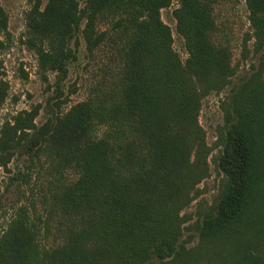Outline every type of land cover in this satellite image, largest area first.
Returning a JSON list of instances; mask_svg holds the SVG:
<instances>
[{
    "label": "trees",
    "instance_id": "trees-1",
    "mask_svg": "<svg viewBox=\"0 0 264 264\" xmlns=\"http://www.w3.org/2000/svg\"><path fill=\"white\" fill-rule=\"evenodd\" d=\"M244 1L242 54L254 61L237 83L232 49L216 39V0L35 1L25 44L51 94L1 126L0 167L27 160L18 178L42 179L60 242L46 246L34 204L19 206L0 235V264H264V0ZM170 9L184 61L162 19ZM8 24L0 4V109ZM82 44L87 55L109 46L117 66L63 109ZM229 87L209 145L203 101ZM210 162L221 189L191 223L183 212L201 195Z\"/></svg>",
    "mask_w": 264,
    "mask_h": 264
},
{
    "label": "rangeland",
    "instance_id": "rangeland-1",
    "mask_svg": "<svg viewBox=\"0 0 264 264\" xmlns=\"http://www.w3.org/2000/svg\"><path fill=\"white\" fill-rule=\"evenodd\" d=\"M35 1L0 0V4L9 19V48L1 55L4 62V79L8 82L9 91L8 97L0 109V128L5 121L17 113L30 110L37 105H44L51 94L37 71V61L34 54L28 51L25 44V16ZM43 2L45 3V0ZM171 11L172 9L163 11L162 19L171 28L174 38L173 48L184 61L187 55L182 39L175 33V22L171 16ZM214 17L217 24L216 39L230 45L233 53V64L239 65L237 75L233 79V82L237 83L238 79L247 73L250 63L254 61L251 53L248 59H244L242 54V43L246 33H249L245 1L216 0ZM249 49L251 48L249 47ZM116 66L117 61H115L113 50L109 46H103L93 55H87L82 44L78 60L70 65L69 76L65 82V95H69V100L63 109H68L70 106L86 100L93 85L103 77L104 71L109 74L110 70ZM49 78L50 80L53 79L52 76ZM229 91L230 87L219 95L208 96L203 101L199 122L206 132V141L209 145L215 143L217 133L224 124L221 103L226 99ZM44 117L45 114L40 111L37 123H42ZM27 165V160L23 157L12 160L7 168L0 167V235L19 206L27 205L32 208V204H34L32 217H37L36 222L41 229L42 242L48 247L56 246L60 242L61 226L57 216L52 218L48 216L49 209L41 198V194H43L40 186L42 179L34 180L28 186L18 178V173L25 172ZM69 178L73 179L75 176L70 174ZM222 182L223 177L217 173L212 162H210V176L199 186L201 195L183 212V214L192 216L191 223H194L210 208L221 189ZM35 212L36 215H34ZM193 244L187 245V248ZM168 262L170 261H165L164 264ZM151 264L160 263L155 261Z\"/></svg>",
    "mask_w": 264,
    "mask_h": 264
}]
</instances>
